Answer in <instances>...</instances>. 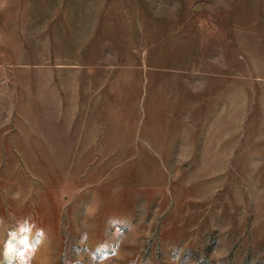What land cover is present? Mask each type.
I'll use <instances>...</instances> for the list:
<instances>
[{
    "label": "rangeland",
    "instance_id": "obj_1",
    "mask_svg": "<svg viewBox=\"0 0 264 264\" xmlns=\"http://www.w3.org/2000/svg\"><path fill=\"white\" fill-rule=\"evenodd\" d=\"M0 264H264V0H0Z\"/></svg>",
    "mask_w": 264,
    "mask_h": 264
}]
</instances>
